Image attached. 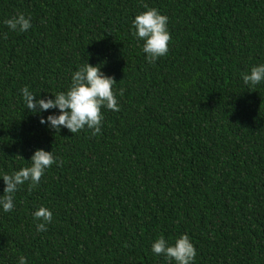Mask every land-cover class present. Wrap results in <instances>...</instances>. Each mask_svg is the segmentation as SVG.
<instances>
[{
    "label": "trees",
    "instance_id": "1",
    "mask_svg": "<svg viewBox=\"0 0 264 264\" xmlns=\"http://www.w3.org/2000/svg\"><path fill=\"white\" fill-rule=\"evenodd\" d=\"M0 264H264V0H0Z\"/></svg>",
    "mask_w": 264,
    "mask_h": 264
}]
</instances>
